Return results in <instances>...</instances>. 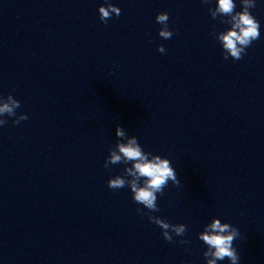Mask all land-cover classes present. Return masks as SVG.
Instances as JSON below:
<instances>
[{"label": "clouds", "instance_id": "obj_1", "mask_svg": "<svg viewBox=\"0 0 264 264\" xmlns=\"http://www.w3.org/2000/svg\"><path fill=\"white\" fill-rule=\"evenodd\" d=\"M202 4L211 5L212 0H201ZM106 5V6H105ZM105 5L98 8L99 19L107 23L112 15L117 17L121 10L105 0ZM241 9L236 10L235 0H215V7H209L208 12L213 19L219 17V22L230 27L223 31H215V39L221 44L223 58L227 60L242 59L246 49L252 42L260 38L259 21L252 15L251 9L256 7V0H240ZM156 22L161 25L158 35L163 39H170L173 32L168 27L169 15L167 12H160L155 17ZM157 51L164 53L163 45H159ZM20 107V101L12 94L7 97L0 96V126L8 123L3 117H12L13 124H19L27 120L26 114L17 116L16 109ZM115 135L118 138L115 145L109 148V155L105 159L104 167L123 163L125 165L122 174L109 178L108 188L117 190L129 187L132 199L143 208H138L137 213L146 215L151 223H154L162 230L164 240L173 242V233L183 237L187 232L185 224H172L165 218L152 215L159 212L157 205V194L163 195L165 187L169 181L174 185H179L175 169L167 158L160 155H153L145 152L136 136H129L126 130L117 125ZM130 164V166H128ZM147 209V212L144 211ZM240 236L238 228L230 223L221 222L219 218L212 220L204 226L203 231L198 233V239L206 245L203 256L206 264H217L218 261L227 259L230 264H238L240 256L233 246L234 241ZM181 244L190 243L186 239L179 241Z\"/></svg>", "mask_w": 264, "mask_h": 264}]
</instances>
